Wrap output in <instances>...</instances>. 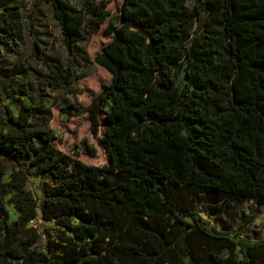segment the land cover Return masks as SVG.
<instances>
[{
    "label": "trees",
    "instance_id": "trees-1",
    "mask_svg": "<svg viewBox=\"0 0 264 264\" xmlns=\"http://www.w3.org/2000/svg\"><path fill=\"white\" fill-rule=\"evenodd\" d=\"M43 2L66 61L34 33ZM108 4L34 0L24 16L23 0H0V264H264V236L242 234L256 212L231 231L200 210L264 206V0ZM99 31L92 58L79 41ZM94 62L110 81L86 106L64 98L59 117L102 127L100 166L49 125L53 92H78Z\"/></svg>",
    "mask_w": 264,
    "mask_h": 264
},
{
    "label": "rangeland",
    "instance_id": "rangeland-1",
    "mask_svg": "<svg viewBox=\"0 0 264 264\" xmlns=\"http://www.w3.org/2000/svg\"><path fill=\"white\" fill-rule=\"evenodd\" d=\"M115 1L116 0H109L108 7L111 10L115 7ZM23 4L25 6L24 16H26L34 8V0H23ZM35 15L37 21L33 30L35 35L43 41L42 51L48 52L66 61L68 54L61 44L58 25L52 17L48 4L44 2L40 3ZM31 36V34L27 33V41L24 46L25 53L28 56H31ZM107 40L108 39L99 31L79 41V46L83 48L90 57L94 58L101 45ZM32 63L35 64L36 68L41 70V73L44 72L41 63L36 62V60L32 61ZM77 63L78 61H76V64ZM78 67L82 69L83 73L82 77L74 82L78 92L71 95H66L65 90H56L53 92V97H51V119L49 125L62 134L61 140L56 141V145L59 149L68 152L72 143L79 144L81 140L86 139L89 144L95 147V154L89 155L81 152L78 156L79 159L87 164L100 166L106 164L108 161L107 149L100 139L103 130L102 127L99 128L98 133L94 136L89 129V123L85 115L73 116L67 121L60 120V105L66 97H68L67 99L69 101L76 102L81 106L88 105L91 101V96L100 91L101 85L110 81L111 74L106 68L96 62H94L93 66L90 68L83 65H79ZM32 82L35 88H39V84L41 85L38 79H33ZM31 188L38 197L39 192L36 188V183L31 184ZM200 210L203 216L207 217L212 224L231 231L234 229L239 216H245L249 212L254 211L256 212L255 219L243 228L242 234L253 239L264 236V206L257 204L251 199H243L236 202L235 205L228 210V214L210 215L209 209L205 205H202ZM219 216L221 219H219ZM15 217V214L10 213V220L15 219ZM105 264L115 263L112 258L108 256Z\"/></svg>",
    "mask_w": 264,
    "mask_h": 264
}]
</instances>
